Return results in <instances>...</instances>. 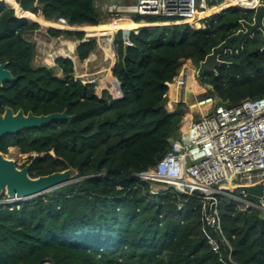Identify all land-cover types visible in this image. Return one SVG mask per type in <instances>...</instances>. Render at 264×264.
<instances>
[{"label": "trees", "instance_id": "1", "mask_svg": "<svg viewBox=\"0 0 264 264\" xmlns=\"http://www.w3.org/2000/svg\"><path fill=\"white\" fill-rule=\"evenodd\" d=\"M16 2L49 22L60 17L72 26L100 22L94 0ZM255 15L232 7L205 20L206 26L198 24L205 29L187 24L140 28L130 34L124 61L120 32L113 74L123 97L115 99L108 91L99 96L97 82L77 79L73 60L63 57L69 53L56 60L63 77L55 68L36 66V45L25 34L40 24L16 17L0 0V64L7 63L16 79L0 86V113L12 108L26 115L67 112L71 117L9 134L0 141V152L18 146L28 154L32 178L72 169L79 179L57 192L0 204V264H264L262 212H244L222 198L223 231L233 248L230 262L225 247L220 254L212 250L209 237L216 235L204 226L196 196L174 189L153 193L150 182L138 176L149 172L170 151L169 139H182V128L200 114L193 118L197 110L184 103L166 109L167 83L185 65H206L212 51L243 22L253 23ZM166 21L149 17L146 22ZM49 34L74 35L55 28ZM77 36L84 39V34ZM243 47L239 54L224 56L217 72L199 78L200 94L210 87L230 106L264 96V33ZM96 48V40L79 46L78 75ZM169 95H180L175 83Z\"/></svg>", "mask_w": 264, "mask_h": 264}, {"label": "built area", "instance_id": "2", "mask_svg": "<svg viewBox=\"0 0 264 264\" xmlns=\"http://www.w3.org/2000/svg\"><path fill=\"white\" fill-rule=\"evenodd\" d=\"M223 5H226V8H223ZM262 5L264 0H250L249 3L244 0H132L129 4L107 2L95 6L104 16L114 17V22L124 19L134 23L132 17L138 15L143 18L158 17L167 20L144 23L148 27L187 24L193 29H205L200 28L198 24H205V20L229 8L256 10ZM209 11L214 13L206 16ZM52 23L58 29L70 32H77L84 26H72L64 17ZM242 30L243 26L236 34ZM121 31L124 30L119 33ZM138 31L139 25L130 30L128 38L132 32L138 34ZM123 34L125 39V32ZM129 44L132 45L130 42ZM243 48L226 49L217 57L219 63L213 65L212 69L216 70L224 63V56L239 54ZM206 72L215 71L198 69L196 75L200 78ZM190 75L191 69L183 66L180 75L167 83L166 97L169 96L171 85L176 83L182 91L178 104H187L191 109L198 108L199 116L192 120L185 140L169 139L170 151L149 172L138 176L147 181L152 179L167 184L163 191L174 189L184 195L196 196L202 202L204 226L216 235L209 237L212 250L220 254L225 247L228 260L233 262V248L223 231L220 205L222 198H227L244 212L258 210L264 214V96L256 99L246 98L240 104L230 106L228 102L210 92L209 87V91L195 103L188 104L186 97ZM95 82L97 80L92 79L87 83ZM102 89L112 94V90L107 86ZM221 183L223 185L217 186ZM15 201L11 197L8 199L10 203Z\"/></svg>", "mask_w": 264, "mask_h": 264}, {"label": "water", "instance_id": "3", "mask_svg": "<svg viewBox=\"0 0 264 264\" xmlns=\"http://www.w3.org/2000/svg\"><path fill=\"white\" fill-rule=\"evenodd\" d=\"M254 11L256 13L254 22H243V30L215 48L213 54L207 59V64L217 65L219 63L217 57L226 49H241L244 43L253 39L257 33H264V5ZM129 46H125L123 61L127 56ZM7 66V63L0 64V86L4 81H16ZM55 120H71V117L67 112L36 116L32 113L26 115L22 110L15 113L12 108H6L4 114L0 113V141L9 134H18L25 129L38 128ZM29 168L30 165L18 169L13 161L3 157L0 152V197L5 191L8 196L25 197L16 201L31 200L50 192H57L61 188L79 181V179L70 177V170L32 178L29 175Z\"/></svg>", "mask_w": 264, "mask_h": 264}, {"label": "rangeland", "instance_id": "4", "mask_svg": "<svg viewBox=\"0 0 264 264\" xmlns=\"http://www.w3.org/2000/svg\"><path fill=\"white\" fill-rule=\"evenodd\" d=\"M95 1V5L96 6H100V5H102V4H104V3H107V1H110V3H115V4H118V3H123V4H129L132 0H94ZM5 2V1H4ZM6 3V2H5ZM7 4V3H6ZM8 5V4H7ZM9 6V5H8ZM100 12V22H99V24L98 25H102V24H106V23H113V21H115V20H113L114 19V17H112V18H110V17H107V16H104L102 13H101V11H99ZM214 13V12H213ZM212 13V14H213ZM16 14H17V10H16ZM212 14H210V15H207V16H211ZM18 15V14H17ZM117 18H119V17H117ZM117 18H115V19H117ZM135 21H140V22H144V21H147L148 20V18H143V17H141V16H138V15H134L133 17H132ZM33 22V21H32ZM168 24H166V25H152L151 27L149 26L148 28H151V30H153V29H155V28H157L158 26H167ZM138 27V26H137ZM146 27V26H145ZM204 26H202V28H203ZM136 28V27H135ZM120 30H124L123 32H125V34L126 33H128V32H130V30H132L131 28L130 29H119V31ZM81 31H83V30H79V31H77V32H74L75 34L76 33H80ZM119 31L116 33H114V39H113V44H115L114 46H112V50H113V59L115 60V64H117V62H118V56H117V48H118V46H117V42H118V38H119ZM104 33H106V32H101V34L100 35H102V34H104ZM84 34H86L87 35V32H84ZM261 34L262 33H257L255 36H257V37H260L261 36ZM89 38H91V40H99L100 41V39H106L107 37H106V35H103V36H95V37H89ZM123 39H124V34H123ZM126 39H128V40H126ZM49 40H52V39H48V42L47 43H49L50 41ZM67 40H69V39H67ZM66 40V41H67ZM130 39L129 38H125L124 39V41L125 42H128ZM53 41V40H52ZM130 42V41H129ZM128 42V43H129ZM53 43V42H52ZM128 45V44H127ZM110 46V47H111ZM97 47H98V45H97ZM97 49V48H96ZM36 50H37V55L39 54L40 56H43L42 58H38V57H36V59H35V65L36 66H41V67H48V68H55V71H56V74H57V76H59V77H63V73H62V71L58 68V67H56V65H53L54 67H49V65H47V63H45L44 62V58L45 57H48V55L47 54H44V53H39V52H41L39 49H38V47H36ZM46 51H49L50 52V49L48 48H46ZM42 54V55H41ZM190 69H191V75H190V78H189V89H188V92H187V102H188V104H193V103H195L196 102V100L200 97V96H203L204 95V93L203 94H200V92H199V89H198V86H199V77L196 75V72L198 71V68L197 67H193V68H191L190 67V65L188 66ZM213 67L211 66V65H209V64H206V65H202V66H200V68L199 69H201L202 71H209V70H214L215 72H217V69L215 70V69H212ZM75 76L79 79V80H83V78L81 79V77L76 73V71H75ZM87 78H84V80H86ZM88 79L89 80H87L86 82H84V83H87L88 81H90V80H92V79H90V77H88ZM101 87H103V85H101V86H99L98 85V91H97V94L100 96V95H102L101 93L103 92V91H101V90H103ZM105 87V86H104ZM208 91H209V88H206ZM207 91V92H208ZM210 92H213L212 90H210ZM113 94H115L114 92H113ZM122 96V95H121ZM115 97H117V95L115 94ZM167 98V103H166V109L168 108L169 110H176V107H177V105H178V103H172V97H171V95H169L168 97H166ZM177 98V97H176ZM175 98V99H176ZM175 99H173V100H175ZM205 108H207V107H205ZM197 111H196V113L193 115V118H195L196 117V115H197V113L199 112V109L198 108H195ZM168 111V110H167ZM169 112V111H168ZM169 113H171V112H169ZM188 128H189V125H185L183 128H182V130H181V132H180V135H181V137H182V139L183 140H185L186 138H185V135H186V133H187V131H188ZM2 155H3V157H7L6 159H11V161H13L14 162V164L16 165V167L18 168V169H23V168H26V167H28L30 164H28V157H29V155L28 154H22L21 152H20V149H19V147L18 146H14V147H11V148H9V152L7 153V154H4V153H2ZM34 156H36V154H33ZM71 172H70V177L71 178H73V179H78L77 178V171L76 170H72V169H69ZM149 182H150V185H151V189H152V191L153 192H160L162 189H166L167 188V184H164V183H162V182H159V181H156V180H152V179H149ZM221 185H223L222 183L221 184H219V185H217V186H221ZM159 189V190H158ZM8 199H9V197H8V195L6 194V192L4 191L3 193H2V195H1V197H0V204H6V205H12V204H16V203H19V202H22V201H15V202H8ZM23 201H28V200H23Z\"/></svg>", "mask_w": 264, "mask_h": 264}, {"label": "crops", "instance_id": "5", "mask_svg": "<svg viewBox=\"0 0 264 264\" xmlns=\"http://www.w3.org/2000/svg\"><path fill=\"white\" fill-rule=\"evenodd\" d=\"M107 2H110V1H107ZM213 12L214 11H212V13ZM30 14H31V16L25 17V18H28L30 21H33V22L40 24L41 27L37 30L30 31V32L26 33L25 38L28 41L34 43L36 45V47H38V49L41 51L39 53H44V54L48 55V57L44 58L45 59L44 62L47 63V65H49V67H54L53 65H56V60H57V58H59V56H57L56 59L54 60L53 64H51L49 62V59H50L49 51H46V48L47 49L48 48H55L56 46L65 45L66 47H68L66 53H69L70 55L69 56H63V57H68V58H71L73 60V62L75 64V71L77 73V70H76L77 61L80 62V57H79L78 52H77L79 46L83 42L90 41L91 38H89V37H91V36L92 37H95L96 35L101 36L99 34V33H101V31L94 33L90 30L85 29L83 26L81 30L86 31L88 35L84 34V32L81 31L80 33H76V34L73 32L74 35H72V36L62 35L60 37H54V36L49 34V29L51 27H55L56 29H58L56 27V25H54L52 22L47 21L42 15H35L33 13H30ZM19 17H23V16H19ZM134 24H135V22H134ZM135 25H137V24H135ZM87 26H93V25H87ZM93 27H98V26H93ZM134 28H131V29H134ZM78 34H84V40L83 41L78 39V36H77ZM114 37L115 36L113 34L112 40L110 42V46L113 44ZM48 39H52L53 41L49 40L50 42L47 43ZM67 39H69V40H67ZM96 41H97V45L99 46V40H96ZM114 45L115 44H113L112 46H114ZM112 46L110 48H111V51L113 53ZM76 47H77V49H76ZM75 49H76V52H75ZM96 51H97V49H96ZM96 51L92 52L90 54V56L88 57V59L84 60L85 62L82 61V62H84V64L80 65V69H81L80 75H83L85 77H81V79L83 78V80H81V81L86 82L87 80H89L88 77H90V79H96L99 86H101V85H103V87L107 86L109 88V90L115 89L116 93L121 92V89H120L119 84H118L119 82L113 74V69H114V66L116 63L115 60L112 57V59H110L107 62L106 61H99V59H98L99 56L96 58V60H92V56ZM36 57L42 58L43 56H40L39 54L37 55V50H36ZM84 78H87V79L84 80Z\"/></svg>", "mask_w": 264, "mask_h": 264}, {"label": "bare ground", "instance_id": "6", "mask_svg": "<svg viewBox=\"0 0 264 264\" xmlns=\"http://www.w3.org/2000/svg\"><path fill=\"white\" fill-rule=\"evenodd\" d=\"M8 5H10L12 8H14L15 10H17V14L18 16H23V17H29L31 16L30 12H26L24 10H22V8L19 6V4L15 1V0H4ZM246 3H249L250 0H244ZM259 1V0H257ZM258 4V3H257ZM223 8H226V5H223ZM212 14V11H209L207 15H210ZM138 25H135L132 21L130 20H124L122 19L121 21H116L113 23H106V24H102L98 27H93V26H87V25H84V28L87 29V30H90L92 32H98V31H101V32H106L104 34H102L101 36L103 35H106V39H100L99 41V46L97 48V51L93 54L92 56V60H96V58L98 57L99 61H109L110 59H112L113 57V53L111 51V48H110V42L112 40V37H113V34L118 31L119 29H130V28H134V27H137ZM91 32V33H92ZM101 34V33H100ZM129 44V43H127ZM50 49V52H49V55H50V59H49V62L51 64H53L54 60L56 59L57 56H62V55H65L66 54V51L68 49V47H66L65 45L63 46H56L55 48H49ZM80 77H85L83 75H80ZM176 84V83H175ZM177 86V84H176ZM177 88L180 90V95L175 99V97L172 95V99H175V100H172V103H179L180 101V98H181V89L177 86ZM112 91H115V89H112ZM118 97H121V92H117L116 93ZM7 158V157H6ZM11 161V159H8ZM150 175V174H148ZM152 175V174H151ZM159 190V189H158ZM11 197L13 200H20V199H23L25 197H22V196H9Z\"/></svg>", "mask_w": 264, "mask_h": 264}, {"label": "clouds", "instance_id": "7", "mask_svg": "<svg viewBox=\"0 0 264 264\" xmlns=\"http://www.w3.org/2000/svg\"><path fill=\"white\" fill-rule=\"evenodd\" d=\"M1 1H4V0H1ZM19 5H20V4H19ZM9 7L12 8L10 5H9ZM12 9H14V8H12ZM14 11H15V16L18 17L17 14H16V10H15V9H14ZM19 18H21V17H19ZM27 19H28V18H27ZM134 22H135V24H138V25H139V29H140V28H148V26L144 25V23H147L146 21L138 23V22H136V21L134 20ZM40 26H41V25H40ZM145 26H146V27H145ZM55 29H56V28H55ZM59 30H60V29H59ZM63 31H64V30H63ZM121 32H122V31H121ZM83 40H84V39H83ZM83 40H82V41H83ZM130 43H131V42H130ZM125 44H126V43H125ZM131 44H132V43H131ZM126 45H127V44H126ZM128 45H130V44H128ZM130 46H131V45H130ZM117 80H118V79H117ZM118 82H119V81H118ZM119 84H120L119 87H120V89H121V83L119 82ZM103 91H108V90H103ZM108 92L111 94L110 91H108ZM112 92H114V91H112ZM102 93H103V92H102ZM121 93H122V96H121V97H117V98H115V97L113 96V95H114L113 93H112L113 95H112V94H111V95H112L113 98H115V99H120V98L123 97V92H122V90H121ZM116 95H117V94H116ZM165 107H166V106H165ZM161 191H163V190H161Z\"/></svg>", "mask_w": 264, "mask_h": 264}]
</instances>
